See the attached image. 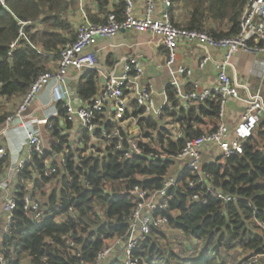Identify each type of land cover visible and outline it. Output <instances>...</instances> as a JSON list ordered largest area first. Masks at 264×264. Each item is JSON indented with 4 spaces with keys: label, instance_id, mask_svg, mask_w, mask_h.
Listing matches in <instances>:
<instances>
[{
    "label": "trees",
    "instance_id": "obj_1",
    "mask_svg": "<svg viewBox=\"0 0 264 264\" xmlns=\"http://www.w3.org/2000/svg\"><path fill=\"white\" fill-rule=\"evenodd\" d=\"M86 1L97 7L96 13L87 8L92 23H104L111 7L122 19L126 9L124 0H117L114 6L111 0ZM172 1L169 15L176 27L207 32L214 38H230L239 33L240 21L249 2ZM4 3V6L0 3V125L11 115L6 102L23 100L35 80L51 70L50 56L57 60L62 47L75 40L76 29L69 16L77 10L79 2L4 0ZM175 4L187 8L188 18L184 23L174 20ZM210 21L217 23L218 29L213 25L210 28ZM29 22L31 24L22 25ZM14 42L17 46L12 49ZM85 78L78 90L81 99L87 102L98 92L97 74L92 72ZM167 94L174 107H179L178 111L164 108L159 118L139 121L144 136L152 138V143L161 150L140 143L142 153L124 162L119 153H113V146L122 142L129 149L130 135L120 130L119 140L112 138L116 129L112 124L107 125L108 142L112 147L102 156L94 157L85 156L89 143L87 134L79 140L86 147L79 148L75 143L70 144L68 136L61 134L60 122H54L52 135L56 143L50 145L51 152L32 155L18 175L19 185L14 194L18 207L10 232L3 238L9 264H22L26 257L35 264L93 262L107 240L127 234L136 206L130 191L137 186L150 191L163 189L185 141L201 137L206 131H215L218 126L220 97L214 96L203 105L185 108L179 105L173 87L167 88ZM133 105V115L138 117L143 112L136 103ZM60 111L64 115L65 110L61 108ZM163 121L177 123L184 138L173 140L161 127ZM54 154L64 156L65 166L57 163ZM78 156L79 161L76 160ZM46 160L53 162L55 173L51 179L46 176ZM203 170L210 174V182L217 191L238 200L225 204L207 196L206 204L192 202L191 197L197 189H188L192 175L184 170L177 183L167 190V210L155 215L167 218L168 225L160 229L152 227L151 233L134 251L140 264H229L225 254L234 250L242 255L238 264H264V123L244 144L241 154L225 159L218 157L205 164ZM51 180V191L45 194ZM85 181L90 186H86ZM28 182L33 183L31 190ZM27 194L40 203L44 212L39 222L24 215ZM70 208L74 210L73 215L58 223L57 217L66 215ZM170 230L180 233L179 237L169 235ZM69 239L78 244L80 259L69 252ZM191 242L196 244L191 246ZM257 256L259 261L252 263ZM106 264H121V261L115 257Z\"/></svg>",
    "mask_w": 264,
    "mask_h": 264
},
{
    "label": "built area",
    "instance_id": "obj_2",
    "mask_svg": "<svg viewBox=\"0 0 264 264\" xmlns=\"http://www.w3.org/2000/svg\"><path fill=\"white\" fill-rule=\"evenodd\" d=\"M158 1L161 0H147L140 16L135 12V0H124L126 9L122 19H119L114 11L109 12L104 23H92L85 18L76 29L75 40L62 47L56 60V68L42 73L35 80L18 108L7 117L4 124L0 125V165L6 161L4 166H7L9 176L14 178L31 160L32 155L42 156L45 151L51 152L50 148L45 147L39 132L29 120L28 111L31 104L51 82H55L58 87L66 88L70 70L84 75L96 71L97 60L94 49L99 41L113 39L121 32L153 35L158 38L159 47L167 52V59L159 68L158 78L151 83L143 81L146 67L144 62L136 57L124 58L119 68L120 74L115 72L109 74L102 89L94 98L78 108L70 102L66 105V121L71 124L77 123L81 136L88 135L89 143L85 156H102L103 152L112 147L108 142L109 123L116 127L111 135L112 138L119 140L120 130L130 135L129 149H126L122 142L113 146V153H119L121 161L130 160L134 154H141L143 149L140 143L148 144L152 149L160 151L158 145L152 143V138L144 136L139 121L159 118L164 108L178 111L179 107H174L168 97L169 86L175 90L179 105L185 108L203 105L214 96L220 97L217 129L206 131L201 137L185 141V146L177 157L178 162L173 166L163 189L150 191L137 186L131 190L130 195L134 197L136 206L129 219L127 234L123 238L107 240L93 262L80 260L77 264H106L115 257L120 259L121 264H140L134 251L151 233L152 227L160 229L168 225L167 218L155 215L159 211L167 210V190L177 183V178L184 170L190 171L192 175L188 181V189H197L191 197L192 202L206 204L207 196H212L225 204L237 201L238 198L224 196L212 186L210 174L203 170L206 164L203 158L208 155L213 162L218 157L225 159L241 154L244 144L264 123V98L261 87L252 92L250 85L240 80L244 71L238 63L241 54L248 55L250 61L257 64L259 77L264 81V0H249L240 21L239 33L230 38H214L207 32L176 27L169 15V10L173 7L172 0H162L165 13L155 17ZM78 2L81 9H84L86 0H78ZM0 3L5 5L4 0ZM27 24L31 23H22V25ZM186 45H195L201 52L203 51L199 55L196 68L199 71L211 68L216 74V85L200 89L199 84L192 80L194 68L178 62L177 55L180 48ZM16 46V42L11 44L12 49ZM158 93L163 98L160 105L156 103L155 96ZM129 97L143 112L138 117L133 115L135 108L134 111L129 110ZM231 102L244 103L240 123L234 130H230L226 121V109ZM112 112H114L113 116ZM46 126L52 129L48 122ZM161 127L170 133L173 140L184 138L183 132L175 122L163 121ZM78 147L86 146L80 142ZM54 156L60 166H65L66 160L63 155L54 154ZM160 157L165 156L160 155ZM79 159L78 156L76 160ZM44 165L46 176L51 179L55 173L52 161L46 160ZM52 184L51 180L44 190L45 194L49 193ZM85 185L90 186L86 181ZM16 191L17 188L15 191L11 189L8 181L0 175V218L2 216L4 219L0 230V264H9L6 250L3 248V238L10 232L14 213L18 207L14 196ZM23 211L24 215L33 222H39L44 218L40 203L31 194L24 197ZM73 213V208H70L66 215L57 217L56 220L62 223ZM256 224L263 227V224L257 221ZM67 244L69 252L80 259L81 254L76 241L69 239ZM259 259L258 256L254 257L251 262L257 263ZM21 263L35 264L28 257Z\"/></svg>",
    "mask_w": 264,
    "mask_h": 264
},
{
    "label": "crops",
    "instance_id": "obj_3",
    "mask_svg": "<svg viewBox=\"0 0 264 264\" xmlns=\"http://www.w3.org/2000/svg\"><path fill=\"white\" fill-rule=\"evenodd\" d=\"M146 1L147 0H135V12L138 16L143 13ZM111 4L112 6L116 5L117 0H111ZM174 6V20L178 23H184L188 18L187 8L183 5L181 6L178 4H175ZM88 7L93 13L97 12V7L95 5H91L87 1L85 3L84 9H81L78 3V8L75 11L76 14L73 13L75 16L77 15L76 21L74 20V22H72V17H70V22L74 25L75 29H77L79 24L85 21V18L89 20L87 14ZM110 11H114L113 7L110 8ZM183 11H186L185 16H181V13ZM164 13V4L162 0L158 1L155 8V17H160ZM209 23H212L214 29H218L217 23H213L211 21L208 22V24ZM219 28L225 29L224 27ZM202 52L195 45H186L180 48L179 54L177 55V60L179 63L194 68L195 73L192 80L199 84L200 89H203L204 87L214 86L217 83L216 74L212 71L211 68L205 71H199L196 68L199 55ZM94 54L97 60V70L92 72H95L97 74L98 91L102 89L106 77L109 74L114 72L115 74H120L119 68L124 58L136 57L137 59L144 62L146 67L143 81L151 83L156 81L155 79L158 78L160 72L159 68L163 66L167 59V52L163 48L159 47L158 38L154 37L151 34L137 35L131 32H121L113 39L100 40L98 45L94 49ZM238 63L244 71L240 80L247 82L250 85L252 92H255L256 90H258V87H261V92L264 98V81H262L259 77L257 64L251 62L250 57L246 54H241V56H239ZM48 65L51 70H54L56 68L55 56H50ZM86 75L77 73L74 70H70L68 86L66 88L58 87L55 82H51L31 104L28 111L29 120L32 121L34 129L39 132L41 139L43 140L44 145L47 149H49L51 144L56 143V139L52 135L55 121L60 122L61 128L59 129V131L61 130L62 135L68 136V140L70 141L71 145H73L74 143L78 145V143H80V141L78 142V140L80 139L81 132L78 124L74 123L70 124V126H66L68 122L66 121L65 108L69 102L71 104L79 102V107L81 105H84L85 102L79 95L78 85L82 80H86ZM155 97L156 103L158 105L162 104V95L158 93ZM128 101L129 110L134 111L135 106L133 104H135V102H133L131 97H129ZM21 102L22 99L17 101L18 104H20ZM60 105L62 106L60 107ZM61 108L65 110L64 115L61 114ZM243 110V102H231L228 104L226 109V121L230 130H234L240 123ZM113 115L114 112H112V116ZM47 122L51 125L52 129L47 128ZM203 161L207 164L211 162V159L208 155H205ZM6 169L7 166L3 165V169H0V175H2L8 181L11 189L15 191V189L19 185L18 176H15L14 178L9 176ZM31 188H33L32 182H28V189L31 190ZM3 224L4 219L1 216L0 230Z\"/></svg>",
    "mask_w": 264,
    "mask_h": 264
},
{
    "label": "rangeland",
    "instance_id": "obj_4",
    "mask_svg": "<svg viewBox=\"0 0 264 264\" xmlns=\"http://www.w3.org/2000/svg\"><path fill=\"white\" fill-rule=\"evenodd\" d=\"M74 14H76V12H74ZM73 13L69 16V19H70V17H72L71 18V20H72V22H74V20L76 21V17H77V15L75 16ZM185 16L186 15V11H183L182 13H181V16ZM212 24H208V26L210 27ZM211 28V27H210ZM6 106H7V109H9L10 110V112L11 113H13L17 108H18V106L20 105V104H18L17 103V101H12V102H6ZM2 169V168H1ZM51 191V190H50ZM50 191H49V193H50ZM171 231V230H170ZM171 234V236H174L175 238H178L179 237V234L180 233H178V232H176V231H171L170 233H169V235ZM196 244V242H191V246H194ZM225 258H226V260L228 261V263L229 264H238V262L240 261V259L242 258V255H241V252L239 251V250H234V251H232V252H230V253H226L225 254Z\"/></svg>",
    "mask_w": 264,
    "mask_h": 264
},
{
    "label": "water",
    "instance_id": "obj_5",
    "mask_svg": "<svg viewBox=\"0 0 264 264\" xmlns=\"http://www.w3.org/2000/svg\"><path fill=\"white\" fill-rule=\"evenodd\" d=\"M158 76V75H157ZM75 108H78L79 107V102L73 104Z\"/></svg>",
    "mask_w": 264,
    "mask_h": 264
}]
</instances>
